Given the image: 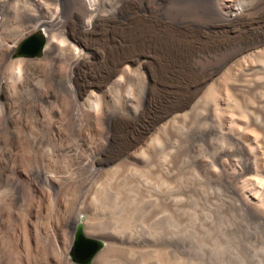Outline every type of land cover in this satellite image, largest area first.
Wrapping results in <instances>:
<instances>
[{"label":"rangeland","instance_id":"rangeland-1","mask_svg":"<svg viewBox=\"0 0 264 264\" xmlns=\"http://www.w3.org/2000/svg\"><path fill=\"white\" fill-rule=\"evenodd\" d=\"M0 1L3 2L0 3V45L3 44L0 52H11L6 61L0 53V264H44L48 263L49 257L57 264H77L70 257L77 224L82 225L87 237L103 242L102 248L93 256V264H264L262 53L251 58L252 70L244 71L242 78L234 70L238 68L237 64L218 71L199 90L200 94L184 117L171 121L168 130L166 124H159L140 135L139 132L148 123V101L137 74L126 81V92L111 90L109 118L106 120L97 114L90 123H84L88 146L98 151L101 149L102 161L118 155L125 148L123 140L111 144L107 138L117 127H126L129 138L135 141L132 151L140 156L141 162L124 157L105 163L97 167L96 175L89 177L85 188L58 194L63 208H73L71 211L80 215L78 223L66 230L72 235L66 249L70 263L65 260L63 251L48 249L40 235L33 236L31 242L24 229L25 224L35 230L41 218L45 217L46 208L55 203L57 192L50 185L30 176L31 164L35 161L29 144L32 138L31 134H27L22 141L17 112L18 107L26 106L29 102L27 98L35 94L36 83L42 79L45 64H48L45 54L50 36L39 27L33 15L39 14L41 19H48L56 14L59 2ZM241 4L238 1V6ZM106 7L100 6V15H108L109 8ZM100 28L98 25L95 34L100 32ZM70 31L68 26L57 27V43L61 44L64 38L72 40ZM36 32L45 36L41 53L34 57L12 56L15 48ZM24 33L27 35L22 38ZM73 41L78 40L74 38ZM89 43L93 45L91 40ZM21 60H26L28 67L33 69L28 81L18 79V70L22 73L18 69ZM80 68L75 67L71 72L67 64H61L63 82L73 92L89 75L88 69ZM241 80L242 88L238 86ZM48 86L46 84L42 90L48 89ZM229 86L241 88L239 95L230 91ZM131 92L136 103L129 110L120 99ZM71 100L68 94L66 102ZM8 106L16 111L10 125L3 113V108ZM40 106L49 120H55L53 103H40ZM251 119L257 123L253 124ZM231 131L245 135L243 150H234V144L228 139ZM33 132L36 133L35 130ZM66 134L70 140L74 139L69 129ZM224 150H233L232 158L236 166L231 167V176H226L215 160V156ZM249 152L253 154V166L242 165L243 157ZM54 154V144L44 141L37 158L51 163ZM84 156L87 158L88 154ZM223 158L228 166L227 158ZM233 187L260 190L262 206L252 208L242 205L231 191ZM82 216L84 222L80 220ZM86 217H89L87 225ZM58 224H63V218H59Z\"/></svg>","mask_w":264,"mask_h":264},{"label":"bare ground","instance_id":"bare-ground-1","mask_svg":"<svg viewBox=\"0 0 264 264\" xmlns=\"http://www.w3.org/2000/svg\"><path fill=\"white\" fill-rule=\"evenodd\" d=\"M238 1L242 3L239 6ZM58 2L59 7L54 16L48 19L45 17L43 20L41 15H33L39 27L45 29L50 36L49 42L47 39L45 54L48 64H45L42 79L36 83L35 94H30L32 96L27 98L29 105H24V108L18 107L17 113L22 141L27 134H31L32 138L29 144L33 149L35 161L31 164L30 176L50 185L57 192L55 203L46 208V215L41 218L40 225L31 230L26 223L24 229L31 242L33 236L40 235L48 249L56 248L63 251L65 260L70 263L66 249L72 241V235L67 234L66 230L78 223L80 215L73 213L71 211L73 208H63L58 194L70 189L85 188L90 181L89 177L99 169L97 167L105 163L124 157L136 163L141 162L140 156L132 151L135 141L129 138L126 127L120 126L113 133L111 131L112 135H108L107 142L116 144L123 140L125 148L123 147L118 155L102 161V153L99 152L101 149L98 151L93 146H88V136L83 130L85 121L90 123L97 114H101L102 118L105 117L107 120L111 90L118 89L122 93L126 81L133 77V74H137L145 91V99L148 101V123L141 129L140 135L150 132L159 124H166L168 130L171 121L184 117L196 96L200 94L199 90L218 71L237 64L238 68L234 70L237 76L242 78L244 71L252 70L251 58L260 53L264 54V0H58ZM100 6L109 8L107 16L100 15ZM98 25L101 27L100 32L95 34ZM59 26H68L72 32L71 39L77 38L78 41L64 38L62 43L58 44L55 30ZM26 35L24 33L22 38ZM88 40H91L93 45ZM0 47L3 48V44ZM0 53L5 61L11 55V52ZM62 63L67 64L71 72L75 67L88 69L89 75L76 87L75 92L72 88V91L69 90L63 82ZM18 69L22 70V73L18 70V79L30 80V72L33 69L28 67L26 60L19 61ZM242 81L241 85H238L241 88ZM46 84L49 85L48 89L42 90ZM233 86H229L230 91L239 95L241 88ZM68 94L72 99L70 103L66 102ZM120 100L129 110L136 103L132 92L122 96ZM11 103H8L9 106ZM40 103L55 105L52 110V114L56 116L55 120L46 117ZM9 106L3 108V113L10 125L16 111L14 107ZM256 106L258 107V104ZM251 122L257 123L252 119ZM67 129L73 132V140L67 136ZM244 137L241 132H232L228 136L229 141L235 146V151L243 150ZM44 141L54 144L55 154L51 163L37 158ZM85 153L88 154L87 158L84 156ZM232 155L233 150H224L215 156L217 164L226 176H231V167L236 166ZM223 156L227 158L228 166L224 164ZM243 158L242 165L253 166L251 152L246 153ZM20 165L21 162L18 160V166ZM231 191L244 206L252 208L262 206L260 190L233 187ZM33 192L36 193L35 190ZM59 218H63L62 225L58 224ZM88 219L89 217H86V225L89 223ZM80 220L84 222L85 218L82 216ZM94 260L95 257L91 264ZM44 264L57 262L49 257L48 263Z\"/></svg>","mask_w":264,"mask_h":264},{"label":"water","instance_id":"water-1","mask_svg":"<svg viewBox=\"0 0 264 264\" xmlns=\"http://www.w3.org/2000/svg\"><path fill=\"white\" fill-rule=\"evenodd\" d=\"M45 44L43 33L36 32L16 47L12 56H38ZM103 242L98 238H89L84 234L81 224L75 227L73 242L70 249L71 260L77 264H91L93 256L102 248Z\"/></svg>","mask_w":264,"mask_h":264}]
</instances>
